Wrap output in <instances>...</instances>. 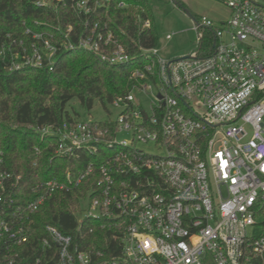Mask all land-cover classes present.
Masks as SVG:
<instances>
[{
  "label": "built area",
  "instance_id": "obj_1",
  "mask_svg": "<svg viewBox=\"0 0 264 264\" xmlns=\"http://www.w3.org/2000/svg\"><path fill=\"white\" fill-rule=\"evenodd\" d=\"M72 1L83 14L109 4ZM220 1L229 18L219 24L194 19L196 49L185 57L141 49L131 88L110 103L117 109L110 125L82 119L35 128L54 138V156L79 161L88 155L81 167L42 180L36 175L24 191L21 175L4 168L0 152V264H264V56L256 46L264 47V0ZM204 29L214 34L208 54ZM63 43L111 65L130 60L98 21ZM3 48L13 72L51 66L58 47L53 34L26 27ZM119 133L130 138L118 139ZM139 143L161 152L139 150ZM86 181L76 233L83 239L82 222H98L118 240V257H93L73 234L51 224L42 236L33 232L46 199ZM33 238L36 255L27 247Z\"/></svg>",
  "mask_w": 264,
  "mask_h": 264
},
{
  "label": "trees",
  "instance_id": "obj_2",
  "mask_svg": "<svg viewBox=\"0 0 264 264\" xmlns=\"http://www.w3.org/2000/svg\"><path fill=\"white\" fill-rule=\"evenodd\" d=\"M119 2L124 7L118 6ZM173 2L183 7L179 0ZM93 21L101 27L105 25L123 45L130 55L127 63L111 65L87 50L64 45V40L74 42L85 35ZM145 21L148 26H144ZM26 27L53 34V43L58 47L54 62L51 66L8 72L9 52L3 47L7 48L13 37L21 36ZM203 32L208 49L204 54H208L214 34L210 29ZM156 45L151 0H109L107 7L88 14L79 11L72 0H0V50L3 48L6 53L4 58L0 56V152L4 168L21 175L22 190H28L36 175L39 180L59 176L65 169L75 171L90 159L86 154L79 161L54 156V138L40 137L35 128L82 120L77 114H70L68 105L73 100L85 109L94 104L106 108L113 98L131 88L130 71L142 57L141 49ZM95 122L107 126L112 120ZM90 183L83 182L68 193L56 192L46 199L34 216L33 232L42 236L43 226L51 224L62 233L73 234L79 248L93 257L98 252L105 259L118 257V240L111 230L100 228L98 222H82L83 239L76 233L80 200L85 198ZM36 242L33 238L27 245L35 255L40 252Z\"/></svg>",
  "mask_w": 264,
  "mask_h": 264
},
{
  "label": "rangeland",
  "instance_id": "obj_3",
  "mask_svg": "<svg viewBox=\"0 0 264 264\" xmlns=\"http://www.w3.org/2000/svg\"><path fill=\"white\" fill-rule=\"evenodd\" d=\"M183 7L177 6L173 0H151L153 10V22L157 32V53L159 56L174 59L186 56L196 49V35L192 28L193 19L205 16L215 24L225 21L230 16L229 8L220 0H179ZM263 3V0H255ZM171 37L166 39L165 36ZM257 49L264 56V47L256 45ZM147 101L148 99L145 98ZM147 108V106L145 105ZM70 114L79 119H92L103 121L108 118L115 120L117 109L107 104L106 108L99 104H94L91 109H85L75 100L68 105ZM118 139L130 138V134L119 133ZM139 150L148 153H160L150 143L137 144ZM87 200H85L86 202ZM86 205V203H85ZM250 230L252 229L249 228Z\"/></svg>",
  "mask_w": 264,
  "mask_h": 264
},
{
  "label": "crops",
  "instance_id": "obj_4",
  "mask_svg": "<svg viewBox=\"0 0 264 264\" xmlns=\"http://www.w3.org/2000/svg\"><path fill=\"white\" fill-rule=\"evenodd\" d=\"M194 20V19H193ZM211 20V19H210ZM220 22H222V21H220Z\"/></svg>",
  "mask_w": 264,
  "mask_h": 264
},
{
  "label": "water",
  "instance_id": "obj_5",
  "mask_svg": "<svg viewBox=\"0 0 264 264\" xmlns=\"http://www.w3.org/2000/svg\"><path fill=\"white\" fill-rule=\"evenodd\" d=\"M183 57H185V56H183Z\"/></svg>",
  "mask_w": 264,
  "mask_h": 264
}]
</instances>
